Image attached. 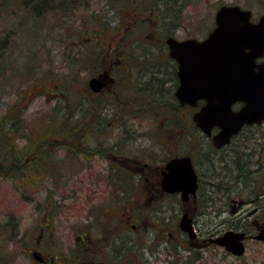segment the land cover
Segmentation results:
<instances>
[{
    "label": "rangeland",
    "instance_id": "374dc122",
    "mask_svg": "<svg viewBox=\"0 0 264 264\" xmlns=\"http://www.w3.org/2000/svg\"><path fill=\"white\" fill-rule=\"evenodd\" d=\"M144 1L74 0L65 5L54 0L46 8L42 0H0V139L4 138L2 134L7 135V140H0V264H36L25 251L36 243L37 211L46 192H50V197L55 195L53 187L59 189L55 200L75 203L81 209L105 206L111 192L103 175L109 168L104 158L96 157L88 162L81 156L82 152H70L66 141L67 146L58 148L51 157L44 154L43 159L34 156L26 162L22 158V145H30V140L58 137V130H72L76 125L75 128H90L97 124L98 129L94 127L90 133L91 140L85 137L91 148H109L120 141L128 158L151 155L155 164L161 165L173 155L170 146L179 141L180 146L172 148L177 150L174 154H192L197 159L196 141L205 137L193 122L194 109L142 108L133 96L125 95L121 100L106 96V110L100 114L90 112V106L86 114H80L79 105L89 103V98L95 103L100 101V105L104 99L102 92L94 94L87 90L90 70L81 65L90 58H99L103 63L101 50L109 44L117 46L118 52H132L135 60L145 56L164 61L168 58V37L181 41L207 38L216 26V13L222 6L236 5L250 10L253 22H257L264 15V0H169L166 10L173 25H163L159 15L149 12L151 9L158 12L159 0L149 1L150 6L143 8ZM123 7L128 15H123ZM133 11L139 12L133 14ZM165 26L168 30H164ZM99 27L101 34L97 31ZM131 34L139 36V44L124 43ZM126 46L130 49L125 50ZM101 63L93 65L100 69ZM145 64L139 66L143 80L140 84L148 83L153 77L157 83L149 93L156 98L164 95L175 103L155 77L159 76L155 70L160 67ZM147 67L152 70L142 75V69ZM127 98L137 102V106L126 105ZM68 109L70 114L64 120L62 117ZM20 117L18 125L22 124L24 129H10L6 119L12 122ZM49 129L56 131L50 134ZM79 147L85 150L84 143ZM69 154L73 155L72 159L65 157ZM37 160L45 165L40 174H35ZM69 165L74 170L72 179L68 178ZM72 188L76 192L74 202L64 197L67 189L72 191ZM128 196L122 195L124 202ZM16 221L20 226L13 227ZM76 222L80 231L83 230V220L76 218ZM204 255V262L194 264H264V244L249 242L242 257L222 248ZM187 256L186 252L182 253L184 259ZM154 264L169 263L161 258Z\"/></svg>",
    "mask_w": 264,
    "mask_h": 264
},
{
    "label": "flooded vegetation",
    "instance_id": "af4514ba",
    "mask_svg": "<svg viewBox=\"0 0 264 264\" xmlns=\"http://www.w3.org/2000/svg\"><path fill=\"white\" fill-rule=\"evenodd\" d=\"M166 55L168 58L156 60L157 64L152 67H160L155 70L159 75L155 77L162 82L164 92L175 100L169 107L194 109L181 106L177 99L178 63L169 57V50ZM263 62L264 59L256 60L259 65ZM150 63L145 66L150 67ZM141 64L134 58L106 59L100 64L104 68L98 71L95 67L91 78L104 77L100 78L105 84L102 90L104 100H107L106 96L121 100L120 96L132 95L143 81L140 80ZM148 67L142 69V75L152 70ZM117 71L122 76H115ZM252 83L251 89L258 87V81ZM124 103L128 105L130 102ZM106 104L104 102L103 105ZM133 104L137 106V102L132 101ZM204 105V101H199L195 109L200 110ZM245 105L239 101L233 105V110L240 111ZM219 132L220 129L215 128L212 135ZM29 142L28 146L22 145V158L26 162L34 156L43 159L45 154L51 157L58 148L67 146L66 142L61 144L58 137ZM86 143L84 141L85 150L81 155L85 160L90 162L102 157L109 162V168L103 174L111 190L108 204L81 209L75 203L55 200L59 194L58 187L52 188V194H55L52 197L48 195L50 192H46L35 220L36 243L25 251L36 264H154L161 258L169 264H194L204 262V253L218 248L242 257L249 242L264 244V121L245 125L228 144L221 147H217L210 137L196 141L197 159L192 154L175 155L177 150L172 148L180 144L174 141L170 146L173 155L161 165L155 164L151 155L128 158L120 141L109 148H91ZM65 157L72 159L73 155ZM181 157L191 158L196 174L195 193L186 197L182 191H169L163 186L164 174L168 173L167 164ZM36 163L35 174H40L45 165L40 160ZM68 169V178L72 179L74 170L71 165ZM54 184L58 186V183ZM70 191L67 189L68 194L64 197L74 202L76 192L73 188ZM122 195H129L127 202ZM76 218L83 220L81 231ZM184 218L193 225V237L182 228ZM18 226L20 224L16 221L13 227ZM228 232L243 235L244 252L241 255L215 242ZM185 252L188 256L184 259L182 253Z\"/></svg>",
    "mask_w": 264,
    "mask_h": 264
},
{
    "label": "water",
    "instance_id": "95a60500",
    "mask_svg": "<svg viewBox=\"0 0 264 264\" xmlns=\"http://www.w3.org/2000/svg\"><path fill=\"white\" fill-rule=\"evenodd\" d=\"M251 18L250 10L236 5L222 6L216 14V28L205 40L167 39L170 56L179 62L180 85L176 96L182 106H197L198 101H206L193 121L207 136H211L214 128L220 129L213 136L217 147L228 144L245 125L264 121V62L256 63L264 56V15L257 23ZM100 78L104 77L89 81L94 93L101 92L105 86ZM256 81L258 87L251 89L250 82ZM238 101L246 105L235 112L232 107ZM167 170L163 180L165 189L182 191L184 197L195 193L196 174L190 157L172 159ZM182 228L192 237L195 235L193 225L186 218L182 220ZM242 239V234L228 232L215 242L241 255Z\"/></svg>",
    "mask_w": 264,
    "mask_h": 264
},
{
    "label": "trees",
    "instance_id": "16d2710c",
    "mask_svg": "<svg viewBox=\"0 0 264 264\" xmlns=\"http://www.w3.org/2000/svg\"><path fill=\"white\" fill-rule=\"evenodd\" d=\"M58 1H60L62 4L66 5V4H69V3L73 2L74 0H58ZM149 1H155V0H146V1H144L142 3V7L145 8L146 7L145 5L150 6ZM168 1L169 0H159L157 2V5H158L157 10H158V12H156V10H154V9H151V11H149L151 14H156V16L159 15L158 16V17H160L159 20L161 21V23L163 25H164V23H168L169 25H173V23H174L172 21V19L170 18V16H168V13H167V10H166V9H168V5H169ZM50 2L52 3V2H54V0H48V1L47 0H42L41 4L46 7V4L50 3ZM138 12L139 11H136V12L133 11V13H138ZM142 12L143 11H140V13H142ZM122 13H123V15L127 14V12L125 10V7H123V12ZM100 22L101 21H98V23H100ZM140 23H141V21H140ZM166 26H165L164 30H168ZM97 31H98L99 34H101L102 33V28L99 27V30H97ZM138 40H139V36H136V34H131V35L128 36V38L125 39V42H124V40H123V42L126 43V44L133 43V44L137 45V44H139ZM113 47L114 46L112 44H109L108 47L102 48V50H101L102 60L111 59V58H114V60L115 59H127L128 60V59H133L134 58L132 52L130 54L126 53V52H123V51L118 52L117 46H115L114 49H112ZM127 49H130V48H127ZM121 53H123L125 55L121 56ZM161 53H163V52H161ZM138 60H139L140 64L141 63L149 64L151 62L150 64L154 66L156 60H159V59H155V58L154 59H150L148 57L141 56L140 59H138ZM95 63H98V64L101 63V59H99V58L98 59L97 58L96 59H91L90 58V61H87V64L81 65V67H83V68L85 66L89 67V70H90L89 77L95 74L96 70H95V66L93 65ZM103 68L104 67L102 66V68H100V69H103ZM98 71H100V70L98 69ZM117 72H115V76L116 75L122 76L121 72H118V73ZM155 82L157 83V81L154 80V78L152 77L148 83H145L143 85L140 84L138 87L136 86V90H134V92L132 93L131 98L133 96V99H135L136 101H139V104H140V106L142 108H151L152 107V109H154L155 107H158L159 109H162V108L165 109V106L169 107V105H173L174 104L173 101L170 102V100H167L168 98H165L164 95H161L160 98L159 97L156 98V97H154V96H152L150 94L151 91H152L151 87L155 86ZM160 83H161L162 88H163L162 82H160ZM88 89H89V87H87V90ZM144 93H146V94H144ZM122 97L123 96H120V98H122ZM88 101H89V103L88 102H83L82 104L79 105L78 109L80 111V114H83V115L86 114L88 112V110H89L88 106H90V112L93 111L94 115L102 113L103 109L106 110L104 105L102 107L104 99H101V105H100V101L98 103H95L94 101H92V99L90 100V98L88 99ZM90 101H91V105H90ZM127 101L132 104V99L127 98ZM141 102L146 103V105L141 104ZM133 106H136V104H133ZM69 114H70V111L68 109V111H65V114L62 117V119L67 120ZM9 119L10 118L6 119V121H8V123H10V124H8L10 129H12V128H14L15 130H23L24 129V128L22 129V124L18 125V121L21 122V117L19 119L16 118V120H12V122H10ZM96 125L94 124L90 128L89 127L88 128H86V127H77V128H75L77 126L76 125V126H74V129H72V130L60 129V130H58V133H57L58 134V139L61 141V144L66 142V141H68L67 142L68 143L67 148L70 150V152H77V153L78 152H82V153H84V151L79 147V144L80 143H84V141L85 142L87 141L86 140L87 138H85V137H89V139L91 138L90 133L94 130V127ZM95 129H96V127H95ZM53 131H56V130L55 129H49V133L50 134H52ZM76 131L79 132V133H77ZM79 134H81L82 136H80ZM2 136L4 138H1L0 140H7V135L6 134H2ZM101 152H103V151H101ZM4 154H5V152H4ZM7 163H9V162H7Z\"/></svg>",
    "mask_w": 264,
    "mask_h": 264
}]
</instances>
